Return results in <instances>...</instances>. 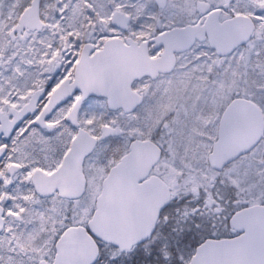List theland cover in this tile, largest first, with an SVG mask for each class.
Segmentation results:
<instances>
[{
	"label": "snow or ice",
	"instance_id": "6c2138e0",
	"mask_svg": "<svg viewBox=\"0 0 264 264\" xmlns=\"http://www.w3.org/2000/svg\"><path fill=\"white\" fill-rule=\"evenodd\" d=\"M0 264H264V0H0Z\"/></svg>",
	"mask_w": 264,
	"mask_h": 264
}]
</instances>
